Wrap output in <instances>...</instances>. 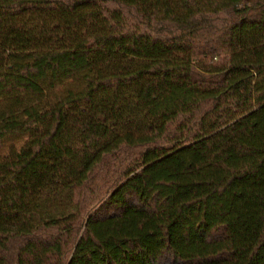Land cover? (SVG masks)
<instances>
[{"label":"trees","instance_id":"16d2710c","mask_svg":"<svg viewBox=\"0 0 264 264\" xmlns=\"http://www.w3.org/2000/svg\"><path fill=\"white\" fill-rule=\"evenodd\" d=\"M0 264H264V0H0Z\"/></svg>","mask_w":264,"mask_h":264},{"label":"rangeland","instance_id":"374dc122","mask_svg":"<svg viewBox=\"0 0 264 264\" xmlns=\"http://www.w3.org/2000/svg\"><path fill=\"white\" fill-rule=\"evenodd\" d=\"M25 140H26V138H20V139H13V140H10L8 142H5L4 148L0 152H4L10 145H15V146L19 147Z\"/></svg>","mask_w":264,"mask_h":264}]
</instances>
